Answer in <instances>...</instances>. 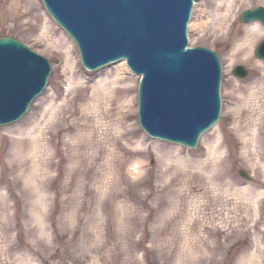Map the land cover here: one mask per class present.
<instances>
[{
	"label": "rangeland",
	"instance_id": "374dc122",
	"mask_svg": "<svg viewBox=\"0 0 264 264\" xmlns=\"http://www.w3.org/2000/svg\"><path fill=\"white\" fill-rule=\"evenodd\" d=\"M14 1L0 0V38L20 42L51 70L23 118L0 126V264H264V136L253 154L231 139L237 122L244 119L242 126L251 114L264 113V83L251 95L264 72V62L254 56L264 27L239 22L242 11L264 6V0L235 5L231 24L226 7H215L221 0H194L189 22L202 26L187 28V39L189 47L207 48L219 58L221 111L218 124L192 150L142 133L136 123L139 77L124 62L86 71L73 41L40 0H21L19 12L28 14L17 24L9 17ZM252 26L263 35L255 39L250 61L232 60L244 30ZM235 66L248 76L235 79ZM106 75L127 77L121 86L132 91V119L124 122L135 131L129 145L125 129L116 130L118 100L103 101L111 110L106 120L98 114L102 104L94 116L87 112ZM118 87L110 85L106 92L113 96ZM236 103L245 113H233ZM135 137L145 144H136ZM217 139H225L217 164L221 171L204 179L195 162L205 159ZM155 144L170 147L168 154L156 152ZM126 151L138 154L127 158ZM165 155L171 160L164 173ZM138 161L141 175L127 179L124 172ZM120 162L124 171L113 177L108 164ZM241 171L251 181L241 179Z\"/></svg>",
	"mask_w": 264,
	"mask_h": 264
},
{
	"label": "water",
	"instance_id": "95a60500",
	"mask_svg": "<svg viewBox=\"0 0 264 264\" xmlns=\"http://www.w3.org/2000/svg\"><path fill=\"white\" fill-rule=\"evenodd\" d=\"M42 1L48 15L76 43L86 70L124 59L142 76L139 123L149 136L194 149L199 136L219 121V60L209 50L185 49L193 0ZM240 16L242 23L264 26L263 7ZM12 55L17 63L5 65ZM254 56L264 61V41ZM49 73L45 59L9 37L0 38V125L23 116L45 88ZM232 75L243 79L247 72L236 67ZM240 176L248 179L244 172Z\"/></svg>",
	"mask_w": 264,
	"mask_h": 264
},
{
	"label": "bare ground",
	"instance_id": "6f19581e",
	"mask_svg": "<svg viewBox=\"0 0 264 264\" xmlns=\"http://www.w3.org/2000/svg\"><path fill=\"white\" fill-rule=\"evenodd\" d=\"M246 1H249V2L251 1V3H252V0H221V1L216 3L215 7L219 8L222 4H223V6L226 7L225 8L226 9L225 13L227 14L228 22H230V24H231V22H233V19L235 18V14H234L235 12H234L233 8H236L235 5L241 4L242 2H246ZM20 3H21V0H15L14 4H12V6H10V8H9V10L11 11L10 12L11 14H10L9 17H10L11 21L15 22L16 24L18 23V20L20 18L24 17L25 14H28L26 11H24L26 9L22 10V13L19 12ZM248 10H252V9L244 10L241 13H243L245 11H248ZM23 12H24V14H23ZM241 13H240V15H241ZM240 15H239V17H241ZM239 22H240V20H239ZM240 23H242V22H240ZM251 23L253 24V23H258V22L257 21H253V22L250 21L248 23H242V24H251ZM200 25H201L200 23L199 24H191L190 22H188L187 28L188 29H190V28L193 29L194 27L195 28L196 27L201 28L202 25L201 26ZM43 29H45V28L43 27ZM63 32L66 35H68L64 29H63ZM261 35H263V31L261 30V28H259L257 26H252V27H249V28L245 29L244 30V35L241 37V39L239 40V43L236 45V47L234 49L235 53L232 54L230 58L232 60H237L238 58H243V56H244L246 61H250V49H251L252 46H254L253 44H254L255 39H257ZM187 45H188V49H193V48L189 47L188 39H187ZM13 57L14 56L12 55L10 57V59L5 62V65H10L11 63H14V64L17 63V61ZM21 60H23V58H21L20 61ZM260 62H263V61L260 60ZM255 67H257V66H255ZM122 69H124V67H120V70H122ZM260 71H264V70L260 69ZM263 73L259 75L260 76L259 79L254 80V82H253L254 86L251 89L252 90L251 95L256 94L257 93L256 90H258V88L260 87L259 85L264 83V74ZM118 77H116V78H114L112 80V79H110L109 75H106V79L103 81L104 83H102V82L98 83V85L104 84V85H102V87H103L102 91H99V92H97V90H96V92L93 91L92 95L90 96V99H92L91 101H93L92 104H90V105H92L93 110H88L87 112L89 113V115L94 116V113L95 114L97 113L95 111L96 107L102 104L100 106V108L104 107V106H105V108L104 109L101 108L103 112H98V114L100 116V120H106L107 118L110 117V115H108V113H110L111 110H106V109H108L107 108V104L106 103L103 104V101L107 100L106 102L108 103L110 100H112L113 103L116 104L117 100H118V102H120V107L118 105L116 106V107L119 108L118 109L119 110V112H118L119 114L117 113V116H116V119L118 117V119H117L118 122L116 123L118 125L116 127L117 128L116 130L125 129L123 138H124L126 144L129 145V144H131V142H129V141H132V142L134 141L133 139H134V132L135 131L133 129H129L128 130L125 127L124 122L125 121H130L132 119L131 109H132V107H134V101H133L132 97L129 98L130 93H132L131 88L130 87L127 88L125 86H121L122 84H124V82L126 81L127 77H121V78H118ZM234 78L239 80L237 77H234ZM243 79H245V78H243ZM139 80H140V78H139ZM208 80H209V78H208ZM115 84L120 85V87H118L115 90V92H114L115 95L110 96L112 93L111 92H106V90H107L106 88L109 89L110 85L112 86V85H115ZM138 84H139V82H138ZM145 84L149 85V86H152L153 88L155 87L153 85V83H151V81H149V80H146ZM113 88H114V86H113ZM218 88H220V85H219ZM146 89H148V87H146ZM38 96H40V94ZM38 96H35V98H37ZM125 97L127 98V101H125L126 100ZM136 98L138 100V92L136 93ZM168 100L170 102H172V101L176 102V99L174 100L173 97H171V98L169 97ZM90 105H89L88 108H90ZM235 105H234L235 106V108H234L235 111L233 112L234 114L239 115V114L245 113V110L247 108H244L242 110L243 105H239L238 103H236ZM219 106L221 108V101H220ZM28 107H27V110L23 113V116L28 111V109H29ZM116 110H117V108H116ZM241 110H242V112H241ZM254 110H255V108L252 109V111H254ZM100 113H101V115H100ZM114 114H116V113H114ZM23 116H21V118H23ZM248 117L249 118L248 119L246 118V122L242 126L240 125V122L244 121V119L242 121H240V122H237L236 123L237 125H235L232 128L233 132L231 134V139L236 141V142H238V143L241 142L242 145L244 144L245 147L247 148V150L252 152V154H253V153H255L254 150L257 149V144H259V141L264 136V113H261V110H258V112L254 113V114H251ZM89 120H92V119L89 118ZM139 122H140V120H137L136 123H138V126L140 127V129H142L141 126H140L141 124ZM218 122L219 121L215 122L208 130L213 128L216 124H218ZM90 123H93V122L90 121ZM178 125L179 126H183V125H185V122H180ZM67 126L68 127H66V130L69 129L70 124L67 125ZM236 127H238L239 129L236 130L235 129ZM95 129L96 128L94 126L92 128V131H89V135L91 137L93 136V134L97 133V132L95 133ZM208 130H206L205 132H207ZM97 131H98V129H97ZM215 132H217V130ZM217 136L218 135H216V137ZM200 137H201V135L199 136V139H200ZM238 138H240V139H238ZM137 139L138 138L135 137V140H137ZM156 141L166 143L165 141H160L159 139H156ZM223 141H225V139H223L221 142L219 141V139H217L216 141L211 142L210 145H208V154L205 157V159L196 160V162H195L196 163V167H198L199 171L204 174L202 176L200 175L204 179H207V177L209 178L212 174H215L216 171L218 173L221 171V170L219 171V168L217 167V164L219 163L218 162V160H219L218 158H219V155L221 154L220 148H221V146L223 144ZM145 142H146V140L144 138L142 140L138 139L136 144H138V145L145 144ZM79 143H80V146L82 147L83 146L82 145L83 139L82 140L80 139ZM155 145H156V148H157L156 152L164 151L165 153L168 154V151L170 150V147L168 148V147H166L164 145H161V144H155ZM172 149L177 151V149L175 147L172 148ZM113 151H115V150H113ZM165 153H163V154H165ZM122 154L124 155V157L128 158V157H131V156H133L135 154H138V153H134L133 151L132 152L126 151V152H122ZM165 157H166L165 158L166 162L161 166V168H163L162 169L163 172L164 171L165 172L168 171V169H169V167H168L169 161L171 160V158L168 155H165ZM114 162L115 161L113 160V163ZM220 163H222V162H220ZM218 165H220V164H218ZM108 166L110 167L109 170L112 172L113 177L116 175V173L117 174H121L122 171H124V169H123L124 166H123V163L121 164V162L117 163V164H114V166H112L111 163H109ZM224 171H222V174H224ZM124 173L126 175V178L127 177L128 178H131V177L137 178L142 173V163L139 162V161L135 162V163H132L131 166H129L128 169ZM249 263L250 262L247 261L245 264H249Z\"/></svg>",
	"mask_w": 264,
	"mask_h": 264
}]
</instances>
